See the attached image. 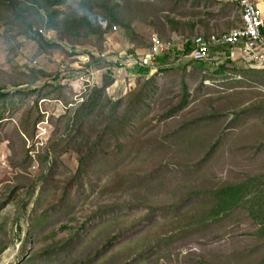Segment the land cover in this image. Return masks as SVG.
<instances>
[{
	"label": "rangeland",
	"instance_id": "obj_1",
	"mask_svg": "<svg viewBox=\"0 0 264 264\" xmlns=\"http://www.w3.org/2000/svg\"><path fill=\"white\" fill-rule=\"evenodd\" d=\"M240 26L218 0H0V264H264V69H109Z\"/></svg>",
	"mask_w": 264,
	"mask_h": 264
},
{
	"label": "built area",
	"instance_id": "obj_2",
	"mask_svg": "<svg viewBox=\"0 0 264 264\" xmlns=\"http://www.w3.org/2000/svg\"><path fill=\"white\" fill-rule=\"evenodd\" d=\"M236 6L240 10L241 26L228 32L200 33L184 41L166 42L155 34L150 39L146 50H136L131 54L112 58L109 67L114 74L135 72L148 68L155 73L162 66L160 60L170 56L187 58L194 62L216 60L222 63L226 59L241 61L250 70L264 69V0H218ZM179 42V43H178ZM188 45L190 50L188 51ZM104 54L103 58L109 59ZM122 59V60H121ZM221 59V62H219ZM36 64V62L34 61ZM133 74V73H132ZM134 75V74H133Z\"/></svg>",
	"mask_w": 264,
	"mask_h": 264
},
{
	"label": "trees",
	"instance_id": "obj_3",
	"mask_svg": "<svg viewBox=\"0 0 264 264\" xmlns=\"http://www.w3.org/2000/svg\"><path fill=\"white\" fill-rule=\"evenodd\" d=\"M37 5L38 6H41L40 5V3H37ZM47 16H50V13L47 11ZM19 17H20V19H22V20H24V22H25V18L24 17H22V16H20L19 15ZM25 23H27V22H25ZM198 35V34H197ZM206 35V34H205ZM194 36H196V35H194ZM193 36V37H194ZM190 50V47H189V45H188V51ZM167 58H169V57H167ZM167 58H165V59H167ZM234 63H235V61H234ZM223 67V66H222ZM138 73L139 74H141V75H148V74H150L151 72H150V70L148 69V68H143V69H140V70H138Z\"/></svg>",
	"mask_w": 264,
	"mask_h": 264
}]
</instances>
